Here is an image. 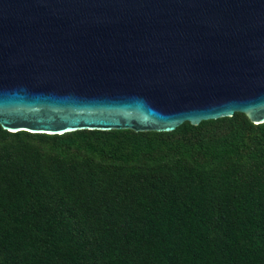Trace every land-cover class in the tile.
I'll list each match as a JSON object with an SVG mask.
<instances>
[{
    "label": "trees",
    "instance_id": "trees-1",
    "mask_svg": "<svg viewBox=\"0 0 264 264\" xmlns=\"http://www.w3.org/2000/svg\"><path fill=\"white\" fill-rule=\"evenodd\" d=\"M0 264H264V122L0 128Z\"/></svg>",
    "mask_w": 264,
    "mask_h": 264
},
{
    "label": "water",
    "instance_id": "water-1",
    "mask_svg": "<svg viewBox=\"0 0 264 264\" xmlns=\"http://www.w3.org/2000/svg\"><path fill=\"white\" fill-rule=\"evenodd\" d=\"M264 122V0H0V128Z\"/></svg>",
    "mask_w": 264,
    "mask_h": 264
}]
</instances>
